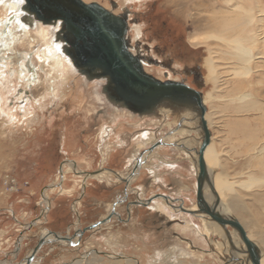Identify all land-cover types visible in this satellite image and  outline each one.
Wrapping results in <instances>:
<instances>
[{
  "label": "rangeland",
  "instance_id": "1",
  "mask_svg": "<svg viewBox=\"0 0 264 264\" xmlns=\"http://www.w3.org/2000/svg\"><path fill=\"white\" fill-rule=\"evenodd\" d=\"M84 2L99 3L115 15L127 12L132 50L146 57L148 73L183 81L203 94L218 152V165L208 173L211 180L221 174L233 186L226 198L220 196L219 211L257 238L264 264V57L255 58L250 75L237 70L223 40L230 32L221 27L225 19L251 13L254 22L246 32L260 35L254 53L264 54V0ZM135 24L139 36L131 29ZM206 60L216 67L213 77ZM105 84L72 70L57 100L46 95L39 105L43 88L21 97L24 87L17 86L18 92L8 95L5 110L14 120L0 116V264L23 263L44 231L78 243L44 242L31 264H238L233 249L246 248L231 227L226 229L235 235L234 247L219 225L209 222L202 233L190 221L204 216L180 210L195 209L185 201L196 200L198 122L175 113L134 115L108 101ZM243 92L253 96L242 100ZM158 142L164 145L146 156L128 186L112 173L96 176L108 169L127 177L142 152ZM251 178L260 183L242 185ZM156 195L175 203L156 199L140 205ZM114 205L117 214L79 241V234L105 220ZM239 256L247 264L248 256Z\"/></svg>",
  "mask_w": 264,
  "mask_h": 264
},
{
  "label": "water",
  "instance_id": "2",
  "mask_svg": "<svg viewBox=\"0 0 264 264\" xmlns=\"http://www.w3.org/2000/svg\"><path fill=\"white\" fill-rule=\"evenodd\" d=\"M24 1V10L37 21L44 24L61 22V34L67 44L66 55L71 58L73 66L79 73L89 81H106L102 90L111 104L139 116H158L160 112L170 108L194 113L186 120L193 117L198 122L202 133V143L196 151L198 157L196 205L199 211L197 213L182 211L190 215L208 216L212 222L225 230L229 237L231 236L226 228L231 227L245 245L246 250L241 253L248 256L246 263L261 264V252L256 243L250 240L242 224L235 217L224 215L219 211L221 201L212 186L204 159L205 150L211 142V133L205 118L207 109L203 103L202 93L183 82H161L144 71L141 57L130 51L132 50L128 40L130 29L126 14L114 15L113 11L106 10L97 3L86 4L82 0ZM160 107L164 109L159 110ZM160 145L163 143L158 142L153 145L147 151L148 154L151 155ZM141 160L140 157L129 179L119 177V180L128 186L130 180L140 174L143 166ZM112 174L118 177L115 172ZM206 184L216 200L212 206L208 205L206 194H204ZM156 199H165L175 203L173 199L164 195H156L140 205L148 206ZM113 209H116L115 205ZM115 214V211H112L105 220L84 229L79 234V241L84 233L107 224ZM49 233L57 241L68 242L71 246H76L78 243H73L70 238L53 232ZM43 245L44 241L41 238L31 255L21 264H31ZM234 262L242 264L243 260L235 255Z\"/></svg>",
  "mask_w": 264,
  "mask_h": 264
},
{
  "label": "bare ground",
  "instance_id": "3",
  "mask_svg": "<svg viewBox=\"0 0 264 264\" xmlns=\"http://www.w3.org/2000/svg\"><path fill=\"white\" fill-rule=\"evenodd\" d=\"M84 1H91V0H84ZM123 1L127 3L134 0H122V2ZM86 4H89V2ZM24 5H25L24 0H0V85H1L0 116L2 115L7 116L10 119V121L14 120V116L6 112L4 102H6V100L9 98L8 95L10 94L14 95L18 92L19 89L17 88V86L24 87V90L20 91L21 97L25 92L37 90L40 88L45 89L46 94L44 93L45 95L41 97V99L40 98L39 100L36 99L37 100L36 102L39 105H41L42 104L41 101L43 100L45 101L46 95L48 97H51V99L53 98L54 100H57L58 97L60 98L61 86L66 81L68 72L75 70L77 73H79V71L73 66V62L71 58L67 56L65 53V48L67 44L63 40V36L61 34V25H60L61 22L58 21L56 23L44 24L40 21H37L32 15H29L24 10ZM260 8L261 6H258L259 13L261 12ZM124 14H126V16L128 17V23H129L128 27L130 29L131 22L129 21V16L127 12ZM253 22H254V15L250 13L247 15L237 17L236 19H232V20L225 19L221 23L222 24L221 27L224 28L225 31L230 32V34L226 38H223V40L224 41L228 40L226 41V43L230 47L229 55L231 56L232 61L237 65L236 69L237 70L242 69L248 75H250L253 71L254 67L252 68L251 64L253 63L255 58L257 56L261 58L264 57V54L262 52H259L257 54L254 53L257 44L259 43L260 35H258L255 32V36L252 37L249 35V33L246 32L247 26L253 24ZM139 28H140L139 24H135L131 26V29L133 31H136L137 36L141 34ZM130 51L134 55H139V53L136 54L135 49L134 51L133 50ZM140 57L142 59V65L144 71L145 72L147 71L146 73L149 74L148 73L149 65L146 63V61L148 60L146 59V57L142 55ZM204 67L205 69H207V72H209L210 76L213 77L216 71V67L214 63L212 61L206 60L204 63ZM161 82H166V81H161ZM173 82H179V81H173ZM3 90L5 91V94L4 92H2ZM251 96H253L251 93L243 92L240 94V99L242 100L249 99ZM202 99L204 105L206 106L203 94H202ZM23 109H25V107H23ZM161 109L163 110L164 108L160 107L159 110ZM163 111L164 113L178 114L179 117L181 118L182 117L188 118L194 114L193 112L179 111L177 109H172V108L168 110L165 109ZM163 111L160 113H163ZM160 113L158 115H160ZM206 115H207V110H206ZM147 151L148 150L143 151L142 152L143 155L140 156L142 158L141 160L142 165L144 163V160L147 158L146 157L148 155ZM204 159L207 165V169L208 167L212 168L218 165V152L215 145L212 142H210V144L205 150ZM67 170L68 169H66L63 172V174H65ZM76 172L80 173V171H76ZM112 172L113 171H109L108 169H101L99 173L96 174V176L106 177L105 175H108L109 173ZM131 174L132 172L127 177L123 178L116 173V175H118V178L120 177L121 179H129L131 177L130 176ZM93 177H95V175H93ZM213 177L214 178L212 180V186L216 191L218 197L220 198V196L223 195V197L226 198V196H224V193H228L232 191V187H233L232 184L229 183L221 174H216ZM133 178L130 180V183L132 182ZM259 183L260 181H258L257 179L251 178L249 182L244 183L242 185L247 187L249 185H255ZM209 190L211 191L210 187ZM205 191H206V187L204 189V194H206ZM205 197L208 205L212 206L210 202L211 199L209 198V196L206 194ZM180 210L182 211L184 209L180 207ZM185 210L187 212H196V213L199 211L198 208L197 210H193V209L192 210L185 209ZM113 211H115V209ZM204 217L200 219H196L193 224L191 223L193 229L195 230L198 229L202 233H205L209 229L208 226L210 225H208V223L212 221H210V218L208 216L205 215ZM49 232L46 231L43 232L41 238L43 239L44 242H49L50 240L52 241L56 240L54 236L51 235ZM234 236L235 235H231L232 244H233L232 247H234L236 244L233 239ZM248 236L250 240L253 242L257 239L251 234H249ZM61 242L69 244L68 242H64V241ZM69 245L71 246V244ZM233 250L236 251V254L244 256L241 252L238 253L237 252L238 250L236 248H234ZM233 257L235 258V255ZM262 259H261V264H262Z\"/></svg>",
  "mask_w": 264,
  "mask_h": 264
},
{
  "label": "flooded vegetation",
  "instance_id": "4",
  "mask_svg": "<svg viewBox=\"0 0 264 264\" xmlns=\"http://www.w3.org/2000/svg\"><path fill=\"white\" fill-rule=\"evenodd\" d=\"M129 20H131L130 18H129ZM138 52H136V54H137ZM140 55V54H139ZM141 56V55H140ZM145 57V56H144ZM158 79V78H157ZM160 80V79H159ZM178 81V80H176V79H172V78H170V77H168V78H166V80L165 81ZM162 81V80H161ZM179 82H183V81H179ZM187 84V83H186ZM187 85H189V84H187ZM190 86V85H189ZM190 198H186V201H185V203H186V205H190V204H195V209H193V210H197V208H196V200H193V201H190L189 200ZM195 199H196V197H195ZM185 210V209H184ZM188 210V209H187ZM192 224L194 223V221H190Z\"/></svg>",
  "mask_w": 264,
  "mask_h": 264
},
{
  "label": "crops",
  "instance_id": "5",
  "mask_svg": "<svg viewBox=\"0 0 264 264\" xmlns=\"http://www.w3.org/2000/svg\"><path fill=\"white\" fill-rule=\"evenodd\" d=\"M182 161H183L182 159H180L179 162L176 161V162H175V165H177V166L179 167V164H180V162H182ZM188 198H190V197H187V199H188ZM183 203H184V202H183ZM188 205H189V204H188ZM193 205H195V204H193Z\"/></svg>",
  "mask_w": 264,
  "mask_h": 264
}]
</instances>
